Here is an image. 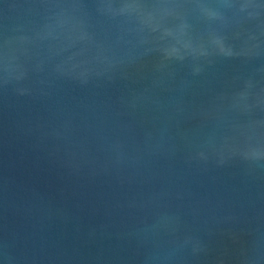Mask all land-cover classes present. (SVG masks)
Returning a JSON list of instances; mask_svg holds the SVG:
<instances>
[{
    "label": "water",
    "instance_id": "95a60500",
    "mask_svg": "<svg viewBox=\"0 0 264 264\" xmlns=\"http://www.w3.org/2000/svg\"><path fill=\"white\" fill-rule=\"evenodd\" d=\"M0 264H264V0H0Z\"/></svg>",
    "mask_w": 264,
    "mask_h": 264
}]
</instances>
